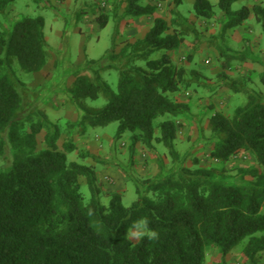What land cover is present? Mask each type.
Listing matches in <instances>:
<instances>
[{"label":"trees","instance_id":"16d2710c","mask_svg":"<svg viewBox=\"0 0 264 264\" xmlns=\"http://www.w3.org/2000/svg\"><path fill=\"white\" fill-rule=\"evenodd\" d=\"M16 1L0 0V16ZM169 1L174 6L173 32L157 14L158 5ZM192 1L198 18L214 16L209 0ZM238 1L218 0L225 27H237L249 18L247 7L233 11ZM126 2L128 15L152 17L153 25L120 51L114 41L104 57L87 61L89 73L77 75L69 89L80 116L64 137L46 114L33 111L32 90L12 66L16 62L26 73L45 67V19L25 16L9 30L0 28V264H205L207 249L224 258L239 246L249 264H258L264 259V99L245 80L226 85L243 93L246 103L230 117L217 113L211 118L213 160L226 165L250 154L257 162V167L238 171V182L228 181L215 167L178 166L147 179L127 207L119 192L110 194L107 204L102 202L95 165L69 160L77 151L72 130L83 135L89 128L118 123L116 136L132 134V152L138 142L155 151L157 141L173 163L179 162L177 119L188 106L173 96L207 79L174 65L172 54L183 39L179 26L196 36L198 32L178 11L182 0ZM252 12L264 34V6L255 5ZM98 22L104 28L108 19L103 15ZM108 70L118 73L116 90L103 77ZM101 96L102 107L85 104ZM41 133L43 149L37 141ZM79 157L97 160L87 152ZM142 220L145 234L133 242L130 233ZM147 232L156 236L150 238Z\"/></svg>","mask_w":264,"mask_h":264},{"label":"rangeland","instance_id":"374dc122","mask_svg":"<svg viewBox=\"0 0 264 264\" xmlns=\"http://www.w3.org/2000/svg\"><path fill=\"white\" fill-rule=\"evenodd\" d=\"M209 1L215 14L207 20L195 15L192 0H182L178 7L182 17L193 23L198 35L179 26L184 34L180 47L172 54L174 65L186 72L196 71L207 79L205 84L182 89L173 96L175 101L188 106V110L177 119L179 133L175 145L178 163H173L168 150L157 141H154L155 151L138 142L132 152V134L127 132L116 136L118 123L89 128L83 135H78L76 129L70 133L77 151L68 158L95 165L104 204L108 203L110 194L119 192L123 204L131 206L138 198L137 190L143 188L147 179H154L178 166L215 167L231 182L239 181L240 169L258 166L250 154L235 158L226 165L213 160L209 154L213 148L211 118L217 113L230 117L237 107L246 103V96L232 91L226 83L245 80L264 99V34L252 12L255 5L264 6V0L236 2L233 11L247 7L251 13L246 21L234 28L224 26L227 19L218 8V0ZM173 7L172 1L157 7V14L171 26L170 32H173ZM126 10V0H17L0 16V28L6 30L25 16L45 19V39L49 47L45 67L40 72L26 73L16 62L12 66L18 78L32 90L33 111L43 112L51 122L59 125L62 137L68 133V126L80 116L70 100L69 89L77 75L89 73L87 61L104 57L114 41L116 51H120L126 43L142 39L152 27L154 18L133 17ZM103 15L108 23L101 28L98 18ZM153 57L158 58L159 54ZM103 77L113 90L117 89L116 70L104 72ZM85 104L100 108L105 104V98L87 100ZM155 134L159 137V130ZM44 135L41 133L37 137L39 149L45 148ZM82 152L93 154L97 160L80 159L79 153ZM80 183L88 198L85 181L82 179ZM138 231L145 233L140 227L132 230L133 242L141 237L136 234ZM242 247H237L224 258L215 249H207L205 264H249L242 254ZM258 264H264V259Z\"/></svg>","mask_w":264,"mask_h":264},{"label":"clouds","instance_id":"9594fccd","mask_svg":"<svg viewBox=\"0 0 264 264\" xmlns=\"http://www.w3.org/2000/svg\"><path fill=\"white\" fill-rule=\"evenodd\" d=\"M138 227L140 228H144L146 226V221L142 220L139 222V225H137ZM137 235H142V234H145L143 232H137L136 233ZM147 235L150 237V238H154L156 236V233L155 232H147Z\"/></svg>","mask_w":264,"mask_h":264}]
</instances>
